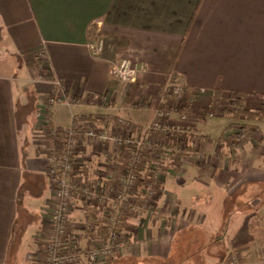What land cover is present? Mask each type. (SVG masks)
I'll list each match as a JSON object with an SVG mask.
<instances>
[{"label":"crops","instance_id":"crops-1","mask_svg":"<svg viewBox=\"0 0 264 264\" xmlns=\"http://www.w3.org/2000/svg\"><path fill=\"white\" fill-rule=\"evenodd\" d=\"M96 33L105 41L98 59L87 48ZM120 59L145 65L136 84L111 78ZM170 74L187 95L204 89L193 103L194 129L223 112L231 116L234 94H243L245 110H258L264 97V0H0V264H15L28 232L39 259L51 229L50 144L40 109L58 90L55 83L67 99H100L95 105L57 104L69 109L72 121L91 117L93 127L107 134H127L129 121L137 134L151 123L155 108L177 101L161 92ZM215 93L221 95L217 113L203 119ZM54 113L55 107L51 127H67ZM225 128L217 137L202 135L200 152L190 146L176 162L149 159L141 166L145 178L154 170L160 189L140 214L123 218L130 248L115 262L225 264L239 254L241 264H264V135L255 132L245 146L230 149L221 143L236 130ZM30 130L38 139L33 144ZM168 136L177 154L180 136ZM125 158L124 149L85 137L77 180L109 185ZM140 189L139 205L147 194L146 185ZM78 192L70 231L85 246L84 221L99 220L101 213Z\"/></svg>","mask_w":264,"mask_h":264},{"label":"built area","instance_id":"built-area-1","mask_svg":"<svg viewBox=\"0 0 264 264\" xmlns=\"http://www.w3.org/2000/svg\"><path fill=\"white\" fill-rule=\"evenodd\" d=\"M96 26L99 27L100 23L97 22ZM87 48L93 58H100L105 48L103 36L96 33L87 43ZM145 70L143 64L120 59L112 64L110 76L121 84H136L140 73ZM55 84L58 90L46 96L40 109L42 126L46 128L50 144L47 153L49 162L47 175L52 190L53 206L51 229L41 251V257L35 264H79L83 259L88 263L102 264L116 258L117 253L130 248L129 238L121 228L123 218L130 213L140 214L142 209L154 200L160 189L154 170H149L152 172L148 171L149 176L145 178L140 174L141 166L143 167L149 159L170 161L174 155L183 157L188 153L190 146L197 151L202 149L205 137L194 132L191 111L196 96L203 93L204 89L187 95L183 83L175 78L174 74H170L161 92L165 97L177 99L178 103L155 108L151 123L137 134H134L137 128L129 121L124 122L129 128L127 134H107L98 128L86 127L85 123L88 120L79 122L73 119L71 125L67 127H51L49 117L55 105L62 103L71 107L75 104L97 103V97L86 101L81 98L67 99L65 89L59 82ZM213 115L210 113L209 116ZM120 122L122 123V120ZM173 132L180 136L177 154H174L176 149H173L168 140V135ZM152 135L158 140L154 142L149 140V136ZM85 137L100 143H111L119 150L124 149L126 153L124 163L116 173L111 174L109 185L103 182L93 184L92 180L87 179H84L82 184L78 182L76 160ZM141 185H146L147 194L143 200L140 199L143 203L139 205L136 204V200L141 196ZM78 191L87 201H94L101 213L99 220L84 221L85 246H79L70 231L73 199ZM227 264H241L237 260V254L230 255Z\"/></svg>","mask_w":264,"mask_h":264},{"label":"rangeland","instance_id":"rangeland-1","mask_svg":"<svg viewBox=\"0 0 264 264\" xmlns=\"http://www.w3.org/2000/svg\"><path fill=\"white\" fill-rule=\"evenodd\" d=\"M30 77L28 76L29 79H31ZM23 86L28 89L30 87V84L29 83L23 84ZM233 96L234 95L230 96V99L233 98ZM176 103H178V100L176 101ZM183 103H185V101ZM71 111H74V109L72 108ZM54 114L58 118L61 119V120H58L59 122H57V123H60V122L63 121L65 123H67L66 125H68V126L71 125L72 116H71V112L69 113V109H67L65 107H62L60 105H55V113ZM197 116L199 117V119L201 118L200 114H197ZM201 116H202V114H201ZM229 116H230L229 112H223L220 115H216L213 118H208L206 121L199 122V123L196 124L195 133H197L198 135H209L211 137H215L218 134L221 135L223 130H224V128L228 124H230V123H232L234 121L233 119L228 118ZM193 118L196 119L195 117H193ZM191 122L195 123V121H191ZM256 126H257V131H256L257 135L256 136H257V138H259L260 137V133H261V135H264V121L263 122L256 121ZM30 132H31V134L29 133L27 135L28 136V141H29L30 144H33V141L34 140L38 141V139L35 138V134H33L34 131L32 132V130H30ZM149 140H153L152 142H154V141H157L158 139L154 135H152V136H149ZM176 159H177V156L174 155L172 160L174 162H176ZM24 234H26L25 238L22 241L24 243L22 244V247L19 250V253H18V256H17V260L15 261V264H33V262L36 260L37 250H36V248H34V245H33L32 239H31V234L29 232L28 233H24ZM33 234H34V232H33ZM28 253H30V254H28ZM237 260L241 263V261L243 260L242 256L237 254ZM79 264H93V263H88V262H86L83 259ZM102 264H121V263L115 262V259H114V260H111V261H109L107 263H102ZM123 264H136V262H128V263L125 262ZM219 264H223V261H221ZM225 264H227V260H226Z\"/></svg>","mask_w":264,"mask_h":264},{"label":"trees","instance_id":"trees-1","mask_svg":"<svg viewBox=\"0 0 264 264\" xmlns=\"http://www.w3.org/2000/svg\"><path fill=\"white\" fill-rule=\"evenodd\" d=\"M35 66L40 67L41 64L36 63ZM42 71L44 70L42 69ZM214 96L215 97L212 99L211 104L201 112L203 119H205L210 113L216 112L218 108L217 102L221 95L219 93H215ZM99 101L100 99L97 97V102ZM243 101V94H234L233 98L229 101L231 114L230 118L234 121L228 124L225 129L236 131L229 135L226 140L221 143V145L225 142L230 149L243 147L257 131L256 121H264V97H262L260 108L253 111L245 110ZM90 118L91 117H89L88 121L85 123L86 127L94 126Z\"/></svg>","mask_w":264,"mask_h":264}]
</instances>
